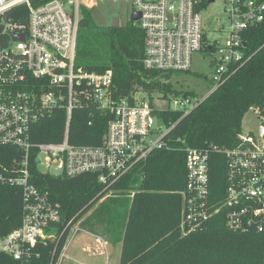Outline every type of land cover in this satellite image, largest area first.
I'll use <instances>...</instances> for the list:
<instances>
[{
    "label": "built area",
    "instance_id": "1",
    "mask_svg": "<svg viewBox=\"0 0 264 264\" xmlns=\"http://www.w3.org/2000/svg\"><path fill=\"white\" fill-rule=\"evenodd\" d=\"M215 1L130 0L131 14L140 15L134 26L144 35L143 68L186 72L192 55L208 47L214 89L242 62L244 32L264 20L263 0H219L226 24L219 20L220 34L210 39L200 12ZM80 8V0H0V148L13 150L0 153V186L19 189L22 205L20 226L0 237V264H35L38 250L55 239L51 226L59 221V207L31 182V164L57 177L96 174L108 190L166 147L170 127L157 112L186 115L199 100L170 96L156 100L165 104L156 108L136 94L115 99L112 71L75 66ZM58 108L66 115L62 140L36 142L34 126ZM75 109L110 116L99 145L69 142ZM248 112L257 128L242 124L238 145L224 152L226 188L218 206L210 199L207 151L184 150L183 233L200 230L220 212L230 231L264 233V108ZM156 120L165 130L155 128Z\"/></svg>",
    "mask_w": 264,
    "mask_h": 264
},
{
    "label": "trees",
    "instance_id": "2",
    "mask_svg": "<svg viewBox=\"0 0 264 264\" xmlns=\"http://www.w3.org/2000/svg\"><path fill=\"white\" fill-rule=\"evenodd\" d=\"M80 14L75 66L98 73L112 71L115 99L131 100L135 92H144L150 104L153 93L158 95L155 100H168L170 96L199 100L186 115L157 112L170 127L163 140L166 147L153 151L141 169H134L108 190L96 174L57 177L41 174L31 164V182L48 192L58 204L60 215L51 226L55 239L38 250L35 264H56L76 224L80 230L119 246V264H264V233L228 230L223 212L200 230L188 234L181 230L184 150L207 151L210 199L218 206L226 188L224 152L238 145L246 113L264 108V20L244 32L242 62L200 99L190 90L174 87L171 77L182 72L143 68L144 35L137 27H101L87 9L81 7ZM203 49L207 52L208 47ZM109 120L110 116L102 112L75 109L69 142L99 145ZM65 121L64 109H55L34 126V140L61 141ZM12 151L0 148V153ZM21 206L19 189L0 186V237L20 226Z\"/></svg>",
    "mask_w": 264,
    "mask_h": 264
},
{
    "label": "rangeland",
    "instance_id": "3",
    "mask_svg": "<svg viewBox=\"0 0 264 264\" xmlns=\"http://www.w3.org/2000/svg\"><path fill=\"white\" fill-rule=\"evenodd\" d=\"M81 7L87 9L97 26L108 27L111 25L113 18L119 19V27L121 29L127 26L135 25L131 21L132 5L130 0H80ZM79 11V18H80ZM202 17L203 27L207 30L208 37L210 39L217 38L219 36V26L221 23L226 24V18L222 13V5L219 0H216L214 4H211L207 9L200 12ZM210 57L204 50L196 52L192 55L191 66L189 72H182L180 74H174L171 77L172 83L176 88H182L184 90H190L194 92L200 99L207 96L212 88V76L214 74V67L210 64ZM138 98L146 100V93L135 92ZM153 103L156 101L158 95L152 94ZM156 108L163 107L165 104L156 102L154 103ZM155 128L165 130L159 121H155ZM81 230L78 224L73 226L70 231V241L68 239V247L76 246L77 233ZM76 232V233H75ZM60 258V257H59ZM58 258V260H59ZM117 259L115 264H118ZM57 264V263H56Z\"/></svg>",
    "mask_w": 264,
    "mask_h": 264
},
{
    "label": "crops",
    "instance_id": "4",
    "mask_svg": "<svg viewBox=\"0 0 264 264\" xmlns=\"http://www.w3.org/2000/svg\"><path fill=\"white\" fill-rule=\"evenodd\" d=\"M76 239L72 250L69 241L66 243L57 264H115L119 259V246H112L98 236L81 230Z\"/></svg>",
    "mask_w": 264,
    "mask_h": 264
},
{
    "label": "water",
    "instance_id": "5",
    "mask_svg": "<svg viewBox=\"0 0 264 264\" xmlns=\"http://www.w3.org/2000/svg\"><path fill=\"white\" fill-rule=\"evenodd\" d=\"M139 18H140V15L138 13L131 14V21H133V22L137 21ZM110 27L113 28V29L119 28V19L118 18H113ZM14 38H18V39L22 40L23 36L14 37ZM242 124L244 126L250 127L254 131H256L257 124H256V121H255V119H254V117H253L251 112H248L245 115V117L243 118Z\"/></svg>",
    "mask_w": 264,
    "mask_h": 264
}]
</instances>
